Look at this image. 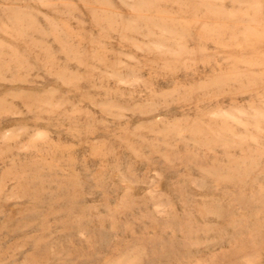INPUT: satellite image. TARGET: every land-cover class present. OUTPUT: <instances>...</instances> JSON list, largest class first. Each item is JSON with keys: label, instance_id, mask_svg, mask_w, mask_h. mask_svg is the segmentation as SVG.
I'll use <instances>...</instances> for the list:
<instances>
[{"label": "rangeland", "instance_id": "1", "mask_svg": "<svg viewBox=\"0 0 264 264\" xmlns=\"http://www.w3.org/2000/svg\"><path fill=\"white\" fill-rule=\"evenodd\" d=\"M0 264H264V0H0Z\"/></svg>", "mask_w": 264, "mask_h": 264}]
</instances>
